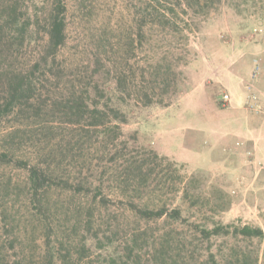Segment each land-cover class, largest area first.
Returning <instances> with one entry per match:
<instances>
[{
    "label": "rangeland",
    "instance_id": "obj_1",
    "mask_svg": "<svg viewBox=\"0 0 264 264\" xmlns=\"http://www.w3.org/2000/svg\"><path fill=\"white\" fill-rule=\"evenodd\" d=\"M32 1L28 4L34 15L44 0ZM64 1L68 38L58 56L60 66L65 68L58 85L66 87L74 81L84 86L87 77L89 81L93 74L96 58L105 63L103 69H111L108 79L115 80L114 73L125 70L132 83V95H126L124 108L128 122L109 125L112 130L119 125L122 131L119 138L112 132L107 135L112 142L104 135L103 127L92 128L85 122L71 124L62 111L51 108L56 99H62L57 82L47 83L41 89V99L48 107L38 117L20 115L3 119L0 153L11 152L16 161L40 165L57 177L41 204L34 202L28 193V171L17 163H0L3 263L18 264L21 259L23 264H51L47 246L50 237L58 247L62 243L65 250L69 249L65 254L67 264H107L109 251L102 248L103 242L109 245L105 235L111 237V244L121 256L131 237L142 228L151 235L158 226L147 225L127 210V201L136 198V183L126 180L124 171L125 161L142 157L145 148L184 167L168 172L174 174L172 180L166 176L161 181V178L152 181L143 196L144 203L177 206L180 196L175 187L179 186L172 181L179 172L197 180L194 192L200 197L198 206L203 218L264 230V149L258 162H254L251 153L228 149L230 139L225 134L228 131L225 122L243 111L226 109L220 100L228 93L234 102L238 94L235 89L242 90V80L251 73L254 61L264 65V0H217L206 17L194 10L186 14L184 7L163 2L167 9H172L169 25L153 9L164 11L158 0ZM142 21H146L142 42L136 45L139 49H133L131 37ZM39 48L40 41L33 40L21 52L17 60L20 68L32 65ZM164 61L173 65L174 84L164 99L171 103L144 107L134 91L138 90V84L141 88L142 76L146 77L144 85L150 83L159 63ZM232 80L233 87L224 84ZM258 84L257 88L264 93V74ZM114 87L115 84H110L105 89L112 92ZM163 89V85L156 87V94H162ZM90 93L91 98L97 94L93 90ZM202 125H212L216 133L201 131L198 128ZM134 132L137 142L126 145L128 135ZM260 136L264 143V130ZM97 186L110 199L109 210L99 204V199L95 201ZM41 207L43 213L39 211ZM90 208L94 211L93 234L88 241L90 250L84 251L82 240L89 236L86 218ZM96 234L103 240L101 244L95 239ZM144 239L141 244L146 243ZM219 245L220 241L215 242L217 248ZM227 245L245 248L250 253L259 251L261 259L264 254V242L232 240ZM141 246L142 249L129 255L131 259L125 257L124 261L155 264L149 249Z\"/></svg>",
    "mask_w": 264,
    "mask_h": 264
},
{
    "label": "trees",
    "instance_id": "obj_2",
    "mask_svg": "<svg viewBox=\"0 0 264 264\" xmlns=\"http://www.w3.org/2000/svg\"><path fill=\"white\" fill-rule=\"evenodd\" d=\"M170 1L181 8L184 7L183 11L186 14L189 10H194L195 14L204 13L206 17L217 0H158L157 3L165 8L164 11L153 9L162 16V22L167 25L171 24L169 13L172 9H167L162 3ZM28 2L29 0H0V123L9 116L38 117L48 107L41 99V89L52 82H57L56 86L62 93V99H56L51 105L52 109L62 111L71 124L85 122L92 128L103 127L106 136L111 132L117 138L122 136L119 125H116L114 130L110 129L109 125L114 122L121 124L128 122V114L124 108L127 107L126 95H132L131 77L124 70L123 73H114L115 80L108 79L111 69H103L105 63L96 58L93 74L89 81L87 77L84 86L74 81H70V85L66 87L58 85L65 69L60 66L58 56L67 44V4L64 0H51V2L44 0L43 5L32 15L33 11ZM144 23L146 21H142L137 26L135 35L131 37L130 43L133 49H139L140 46L136 45H141ZM33 40L40 41L38 57L29 67L20 68L17 60L20 59L21 52L30 47ZM164 62L159 63L158 70L150 83L144 85L146 77L142 76L141 88L138 84V90L134 91L136 99H139L144 107L169 106L171 103L164 99L174 84L171 78L173 65L171 62ZM110 84H115V87L112 92H107L105 87ZM162 85L163 93L156 94V87ZM148 88H151L150 92L146 91ZM92 90L97 93L94 98H91ZM106 138L112 142L111 137ZM137 138V133L129 134L125 141L126 145L137 142ZM106 144L108 145L109 142ZM0 163L4 165L17 163L28 171L27 190L34 202L41 203L46 193L56 184L57 177H54L49 169L16 161L11 152L0 153ZM125 163L126 180L136 183L134 189L136 198L127 201V210L147 225L166 226L153 229L151 235H148V229L142 228L131 237L122 256L111 244V237L105 235L109 245L103 242L102 248L109 251L110 261L107 260V264H128L124 258L131 259L129 255H133L139 248L142 249L141 245L149 249L155 264H264V254L261 259L259 251L250 253L245 248L227 245L232 240L262 243L264 230L250 225H224L203 218L204 213L198 206L200 197L196 191L194 192L193 184L197 181L195 178H189L186 174L178 172L177 179L172 181L174 186H179L175 187L177 196H180L177 206L169 207L166 204L150 206L144 203L143 196L148 193L146 190L152 181L155 182L159 178L161 181L166 176L172 180L174 174L168 172H171L172 168L180 169L179 167H184L183 165L161 156L153 149L146 148L142 150V157H133ZM94 193L95 201L99 199V204L109 210L111 201L105 196L103 188L97 186ZM43 209L41 207L39 211L43 213ZM225 209V207L221 208V210ZM93 217L94 211L90 208L86 218L89 236L82 240L84 251L90 250L88 241L91 233L93 234ZM144 237L146 243L141 244ZM96 238L101 244L103 240L99 239V235L96 234ZM217 241L221 242L218 248L215 246ZM56 244L50 237L48 238L49 262L67 264L65 254L69 249L65 250L62 243H59V247ZM0 264H4L1 257ZM18 264H23V260L20 259Z\"/></svg>",
    "mask_w": 264,
    "mask_h": 264
},
{
    "label": "crops",
    "instance_id": "obj_3",
    "mask_svg": "<svg viewBox=\"0 0 264 264\" xmlns=\"http://www.w3.org/2000/svg\"><path fill=\"white\" fill-rule=\"evenodd\" d=\"M249 81L250 74L247 75V78L242 80V90L237 91L239 88L237 90L235 89L238 94L234 102L230 96L231 103L223 106L226 109L229 108L234 111H243L242 113L236 114L233 120H227L225 122V127L228 130L225 134L228 136V139H230L227 144L229 150L234 152L251 153L255 156L254 162H258L261 160L259 154L264 149V143L261 139L262 136H260V132L264 130V107H261V104L264 103V93L260 88H257L259 85L258 83L256 84V89H247L245 82ZM233 82V80L226 81L224 84H227L228 87H233ZM244 87L249 93L244 91ZM256 91H259V93ZM252 106H255L253 107L254 109L251 108ZM218 109L220 108L218 107ZM198 129L201 131L208 130V132L210 131L212 134L216 133L212 125H202L199 126ZM222 150L225 152V147Z\"/></svg>",
    "mask_w": 264,
    "mask_h": 264
},
{
    "label": "built area",
    "instance_id": "obj_4",
    "mask_svg": "<svg viewBox=\"0 0 264 264\" xmlns=\"http://www.w3.org/2000/svg\"><path fill=\"white\" fill-rule=\"evenodd\" d=\"M264 74V65H262L258 60L254 61L253 68L250 73V81L245 82V86L249 90L256 89V84L260 81V78ZM221 103L223 105H229L231 103V97L228 93H225L221 97ZM252 106L251 108L254 109ZM258 111V109H257Z\"/></svg>",
    "mask_w": 264,
    "mask_h": 264
}]
</instances>
